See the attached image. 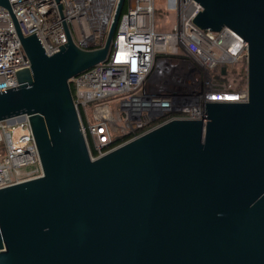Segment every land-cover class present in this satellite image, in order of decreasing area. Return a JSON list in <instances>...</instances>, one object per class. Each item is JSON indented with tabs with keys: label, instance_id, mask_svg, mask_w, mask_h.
Wrapping results in <instances>:
<instances>
[{
	"label": "water",
	"instance_id": "water-1",
	"mask_svg": "<svg viewBox=\"0 0 264 264\" xmlns=\"http://www.w3.org/2000/svg\"><path fill=\"white\" fill-rule=\"evenodd\" d=\"M193 1L195 27L245 43L246 101L204 103L203 119L94 159L68 81L106 60L123 0L96 49L64 26L47 56L15 26L29 65L0 92V122L26 117L40 175L0 188V264H264V0Z\"/></svg>",
	"mask_w": 264,
	"mask_h": 264
},
{
	"label": "built area",
	"instance_id": "built-area-1",
	"mask_svg": "<svg viewBox=\"0 0 264 264\" xmlns=\"http://www.w3.org/2000/svg\"><path fill=\"white\" fill-rule=\"evenodd\" d=\"M6 2L9 10L0 7V92L15 88L14 72L29 65L15 26L24 37L35 33L47 56L65 44L64 26L75 46L96 49L103 45L118 0ZM153 2L123 0L125 11L117 20L112 53L68 81L91 159L168 120L203 119L204 103L247 99L245 83L223 81L234 64L241 59L245 63L243 40L227 28L210 32L195 27L191 20L201 8L193 0H166L176 12V25L169 33H154ZM117 53L122 54L118 61ZM0 143V188L40 175L26 117L0 122ZM29 166L35 170L21 176L20 169Z\"/></svg>",
	"mask_w": 264,
	"mask_h": 264
},
{
	"label": "rangeland",
	"instance_id": "rangeland-1",
	"mask_svg": "<svg viewBox=\"0 0 264 264\" xmlns=\"http://www.w3.org/2000/svg\"><path fill=\"white\" fill-rule=\"evenodd\" d=\"M154 13H153V31L154 33H169L173 30L176 25V12L173 9H169L166 4V0H154ZM119 50H124V47L120 45ZM245 68V63H244ZM239 72L241 65L234 64L232 70ZM141 92L137 90L135 95H139ZM19 134V131L15 132V136ZM1 147V143H0ZM35 170L34 166L21 168L19 173L21 176L32 173Z\"/></svg>",
	"mask_w": 264,
	"mask_h": 264
},
{
	"label": "trees",
	"instance_id": "trees-1",
	"mask_svg": "<svg viewBox=\"0 0 264 264\" xmlns=\"http://www.w3.org/2000/svg\"><path fill=\"white\" fill-rule=\"evenodd\" d=\"M124 11H125V5L122 4L120 14L124 13ZM115 33H116V28H115V31L113 34L112 43H111L109 50H108V55H110L112 53V50H113V42L115 39ZM237 64L241 65V70L239 72H236L235 70H233V71L229 70L228 74L223 79V81L232 83L236 86H240V85L244 84V61H243V59H241ZM69 91H70L71 95H73V89L70 85H69ZM162 119H165V117ZM91 154L94 155V153L92 151H91Z\"/></svg>",
	"mask_w": 264,
	"mask_h": 264
},
{
	"label": "bare ground",
	"instance_id": "bare-ground-1",
	"mask_svg": "<svg viewBox=\"0 0 264 264\" xmlns=\"http://www.w3.org/2000/svg\"><path fill=\"white\" fill-rule=\"evenodd\" d=\"M122 58V54L121 53H117L115 56V60L118 61Z\"/></svg>",
	"mask_w": 264,
	"mask_h": 264
}]
</instances>
